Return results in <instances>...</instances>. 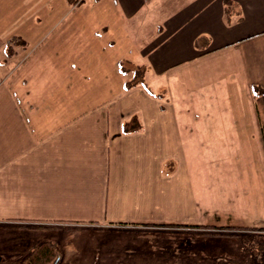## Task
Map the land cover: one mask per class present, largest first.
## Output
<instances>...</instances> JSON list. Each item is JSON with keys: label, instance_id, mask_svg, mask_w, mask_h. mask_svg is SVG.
Masks as SVG:
<instances>
[{"label": "crops", "instance_id": "crops-1", "mask_svg": "<svg viewBox=\"0 0 264 264\" xmlns=\"http://www.w3.org/2000/svg\"><path fill=\"white\" fill-rule=\"evenodd\" d=\"M203 191L264 223V0H0L3 217L189 223Z\"/></svg>", "mask_w": 264, "mask_h": 264}, {"label": "rangeland", "instance_id": "rangeland-1", "mask_svg": "<svg viewBox=\"0 0 264 264\" xmlns=\"http://www.w3.org/2000/svg\"><path fill=\"white\" fill-rule=\"evenodd\" d=\"M195 198V220L189 223L163 219L122 227L84 220L20 227L3 217L13 213L0 212V264H21L41 243L52 245L42 264H264V223L245 226L237 206L206 191Z\"/></svg>", "mask_w": 264, "mask_h": 264}, {"label": "trees", "instance_id": "trees-1", "mask_svg": "<svg viewBox=\"0 0 264 264\" xmlns=\"http://www.w3.org/2000/svg\"><path fill=\"white\" fill-rule=\"evenodd\" d=\"M17 40V39H15ZM13 43V45H12ZM9 42V45H8V54L10 55V53H12V48L14 46V44H16V41H13V42ZM129 125V123H128ZM35 222V221H33ZM74 222H81V221H74ZM120 224H130V225H152V224H158V223H155V222H147V223H128V222H124V223H120ZM161 224V223H159ZM166 224V223H165ZM165 224H161V225H165ZM45 225V224H44ZM167 225H176V224H172V223H169ZM30 226H33V227H39V226H43V224H39V223H36V224H31ZM44 244L41 243V245H39L38 247L37 246H34L30 252L24 257V260H22L20 263L21 264H42L48 257L49 254H52V245H50L49 247H46V248H43ZM40 255L38 257L35 256V254ZM46 256H45V255Z\"/></svg>", "mask_w": 264, "mask_h": 264}]
</instances>
